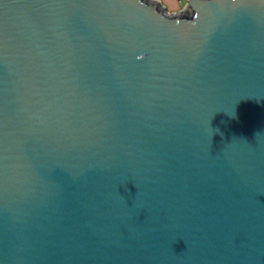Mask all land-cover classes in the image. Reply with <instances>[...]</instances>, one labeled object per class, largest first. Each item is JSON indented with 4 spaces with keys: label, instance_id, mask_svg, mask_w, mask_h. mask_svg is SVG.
<instances>
[{
    "label": "water",
    "instance_id": "obj_1",
    "mask_svg": "<svg viewBox=\"0 0 264 264\" xmlns=\"http://www.w3.org/2000/svg\"><path fill=\"white\" fill-rule=\"evenodd\" d=\"M0 264H264V0H0Z\"/></svg>",
    "mask_w": 264,
    "mask_h": 264
},
{
    "label": "crops",
    "instance_id": "obj_2",
    "mask_svg": "<svg viewBox=\"0 0 264 264\" xmlns=\"http://www.w3.org/2000/svg\"><path fill=\"white\" fill-rule=\"evenodd\" d=\"M170 13H181L188 7V0H157Z\"/></svg>",
    "mask_w": 264,
    "mask_h": 264
}]
</instances>
